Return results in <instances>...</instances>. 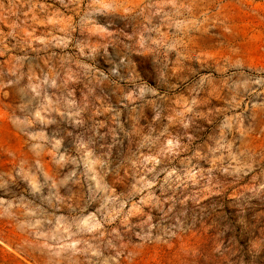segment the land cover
I'll list each match as a JSON object with an SVG mask.
<instances>
[{
	"label": "rangeland",
	"instance_id": "374dc122",
	"mask_svg": "<svg viewBox=\"0 0 264 264\" xmlns=\"http://www.w3.org/2000/svg\"><path fill=\"white\" fill-rule=\"evenodd\" d=\"M256 80L264 0H0V264H264Z\"/></svg>",
	"mask_w": 264,
	"mask_h": 264
},
{
	"label": "clouds",
	"instance_id": "9594fccd",
	"mask_svg": "<svg viewBox=\"0 0 264 264\" xmlns=\"http://www.w3.org/2000/svg\"><path fill=\"white\" fill-rule=\"evenodd\" d=\"M255 83H262V82H264V81H261V80H256V81H254ZM143 89H141L140 90V95H143ZM226 171V170H225Z\"/></svg>",
	"mask_w": 264,
	"mask_h": 264
}]
</instances>
